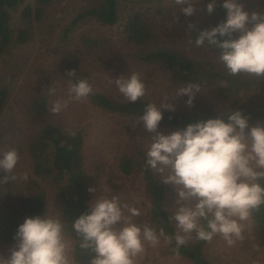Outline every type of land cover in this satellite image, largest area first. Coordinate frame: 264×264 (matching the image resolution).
Wrapping results in <instances>:
<instances>
[{
	"label": "rangeland",
	"instance_id": "rangeland-1",
	"mask_svg": "<svg viewBox=\"0 0 264 264\" xmlns=\"http://www.w3.org/2000/svg\"><path fill=\"white\" fill-rule=\"evenodd\" d=\"M105 1L47 0L38 7L37 0H22L12 9L10 29L14 37H18L20 21L25 19V8L30 6L33 15L26 44L13 45L0 55V91L6 95L0 111V154L13 148L19 153L14 172L2 174L0 170V202L13 204L24 196L43 192L44 214L62 216L63 201L59 183L54 179L65 181L68 178L56 171H52V177L43 174L51 171L49 158L33 156L41 150L40 146L34 148L41 130L51 125L58 132L55 138L75 136L78 132L82 135V147L76 156L81 158L88 206L97 196L118 195L122 202L141 208V215L135 217L137 223H149L159 233L153 220L144 170L147 148L154 133L144 129L139 115L110 113L97 105L91 94L81 100L72 98L68 91L69 79H86L93 87L92 94L104 95L114 102H130L119 92L114 79L138 72L146 81L147 92L135 102L148 101L157 105L166 97H174L180 87L188 83L199 84L201 92L196 94L191 106L186 103L187 96L169 101L176 106L169 111L189 117L228 114L229 110H235L245 102L248 105L256 103L254 108L258 111H263L264 107L260 106L261 99L253 101L254 90L235 87V82L232 85L208 76L209 70L213 76L219 71L223 75L228 72L218 59L219 50L214 46L196 45L188 31L194 26L203 30L211 24L213 19L206 11L207 0L196 4L197 11L192 16H185L175 0H115L117 17L113 24L104 23L91 13ZM261 1L242 0L249 13L260 12ZM217 2L222 3V0ZM136 15L150 25L148 37L141 43L132 41L128 32L129 21ZM239 35V32L233 34L234 37ZM158 51L178 54L199 72L194 76L188 71L179 74L169 62L146 59ZM71 69H75L72 78L66 75ZM50 89L55 91L50 92ZM43 98L47 100V109L42 113L33 109V101L39 104ZM57 99H61L65 107L59 113H52L50 107ZM249 121L251 125H264V118ZM158 130L172 132L162 125ZM49 146L42 150L48 153ZM124 157L131 159L133 171L130 174L121 170L125 166ZM36 167L40 174L36 173ZM150 171L160 184L166 186L164 209L176 232L175 221L171 218L175 187L164 183L155 170L150 168ZM90 186L96 191L89 192ZM65 237L74 257L77 239L66 228ZM194 241L193 234L184 244L190 245ZM16 244L0 243V255L7 258ZM204 256L210 264H264V245L255 233L252 218L246 222L242 241L228 245L217 235L207 242ZM136 264L192 263L176 254L170 242L161 237L159 245H145Z\"/></svg>",
	"mask_w": 264,
	"mask_h": 264
},
{
	"label": "clouds",
	"instance_id": "clouds-1",
	"mask_svg": "<svg viewBox=\"0 0 264 264\" xmlns=\"http://www.w3.org/2000/svg\"><path fill=\"white\" fill-rule=\"evenodd\" d=\"M201 2L175 0L185 16L196 13V4ZM222 6L226 18L210 29L199 30L195 44L217 48L219 61L231 75L264 76V13H249L242 0H222ZM216 7L217 0H207L208 14ZM236 32L240 35L234 37ZM66 75L75 77V69ZM68 83L69 94L76 100L93 92L86 79H69ZM114 83L130 102L147 92L146 81L138 72L121 75ZM199 92V84L188 83L161 104H147L138 118L144 129L154 133L147 148L146 166L175 187L171 217L176 226L174 236L165 235L162 228L158 233L149 223H137L140 207L122 202L118 195H100L90 202L89 210L72 221L73 232L81 238L79 246L94 253L89 264H136L145 245L155 247L161 237L169 242L174 239L177 248L193 234L203 241L219 235L228 245L244 239L246 222L254 210L264 205V125H251L241 110H229L226 119L210 117L169 133L158 130L163 110L176 107L169 102L171 99L187 96L186 103L191 106ZM63 107L65 103L57 99L50 111L59 113ZM18 161V151L8 150L0 154V170L14 172ZM88 191L96 189L90 186ZM15 237L16 246L7 258L0 255V264H75L60 214L25 217Z\"/></svg>",
	"mask_w": 264,
	"mask_h": 264
},
{
	"label": "trees",
	"instance_id": "trees-1",
	"mask_svg": "<svg viewBox=\"0 0 264 264\" xmlns=\"http://www.w3.org/2000/svg\"><path fill=\"white\" fill-rule=\"evenodd\" d=\"M22 0H0V55L6 53V51L16 44H26L29 40V32L31 29L30 25L32 19V9L30 6L25 8V19L20 21L19 27L17 29L18 37H14V32L10 29V14L14 7L18 6ZM47 0H37V6L46 3ZM261 13H264V0L260 2ZM92 14L96 15L104 23L113 24L116 22L117 17V4L115 0H106L98 9L92 10ZM210 18V16H209ZM226 18V9L223 8L222 3L217 2L216 10L211 14V24L209 27L204 29H210L216 26L218 23ZM190 37L195 41L196 36L199 32L198 26L189 28ZM128 32L130 39L137 43L145 41L150 32V25L144 21L140 15H136L129 21ZM223 39V38H222ZM207 45V44H205ZM204 46V45H201ZM146 59L159 60L169 62L170 65L177 69L180 74L183 71H188L189 74L194 76L199 72L193 69L192 63L187 59L181 58L176 53H169L166 51H158L152 54ZM182 71H181V70ZM209 77L225 80L226 83L232 84L235 82L234 86H240L243 89L254 90L253 101L262 100L261 105L264 107V76H255L247 73H240L238 75L224 74L223 72L218 73V75H212V71L209 70ZM212 72V73H211ZM177 73V74H178ZM221 73V74H220ZM220 74V75H219ZM237 77V78H236ZM249 98V97H248ZM6 95L5 92L0 91V111L5 103ZM91 99L97 103L100 107L106 109L110 113H119L122 115H139L141 116L144 112V107L149 104L148 101L141 102H114L108 97L101 94H91ZM256 103L252 102L247 104H241L235 110H241L249 120L264 118L263 111H258L255 109ZM33 109L40 112H45L47 109V100H43L37 104L33 101ZM164 115L160 125L175 131L183 129L187 124L193 123L202 119H207L210 117L223 116L225 119L228 114H210L204 117H189L187 115H179L173 113L169 110H163ZM41 136L37 139L34 144V148L40 146L36 154L34 152L33 156L39 158H49L50 161V172H43V174L52 177V171L60 172L67 177L68 180H56L59 183V190L62 197V218L65 221V228L67 231L72 232L75 236L76 243L74 245V260L77 264H89L91 257L94 253L91 249H83L79 246L80 239L75 235L72 230V221L75 220L81 213L89 210L87 204V198L85 193V182L83 177V168L81 166V158L76 156V153L81 150L82 147V135L80 132L73 135H64L60 138H55L54 127L49 125L45 126L41 130ZM49 146V152L45 153L44 149ZM39 149V148H38ZM35 150V149H34ZM37 159V158H36ZM124 167L122 171L125 174H130L133 171L131 164V159L124 157ZM36 173L38 172V167L35 168ZM145 182L146 190L149 194L152 202V214L153 220L157 223L159 230L162 228L165 235L174 236L175 229L169 221V214L164 209L166 186L160 184L153 176L150 168L145 166ZM2 174L5 172L3 170ZM69 176V177H68ZM45 194L43 192H37L35 194L27 195L20 198L17 202H0V243L11 245L17 242L15 234L17 231V226L23 222L24 218L27 216L43 215L45 211ZM253 220L254 230L259 238L260 242L264 245V205H261L258 209L254 210L251 216ZM208 241H203L195 238V241L190 245L183 244L177 248L175 240L170 241V245L174 248L175 253L186 257L192 264H210V262L204 256V248Z\"/></svg>",
	"mask_w": 264,
	"mask_h": 264
}]
</instances>
